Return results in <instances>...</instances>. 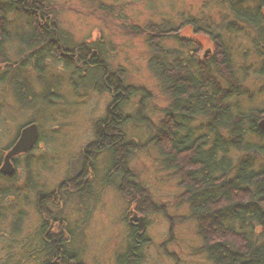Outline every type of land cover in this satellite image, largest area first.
<instances>
[{
	"label": "rangeland",
	"instance_id": "374dc122",
	"mask_svg": "<svg viewBox=\"0 0 264 264\" xmlns=\"http://www.w3.org/2000/svg\"><path fill=\"white\" fill-rule=\"evenodd\" d=\"M230 1H46L53 10L60 41L73 49L83 43L94 45L109 71L123 72L126 83L148 91L144 99L139 92L131 95L122 107L123 113L131 115V120L122 128L123 133L127 141L136 145L128 163L134 177L126 183L127 192L123 186L119 188L122 179L119 174L109 170L110 154L99 146H87L96 140L94 124L107 115L111 101L110 92L100 86V71L71 69L59 55L42 57L36 49L30 50L20 43V37L29 34L32 24L22 14L8 13L0 64L11 68L10 71L23 73L12 80V86L19 93L24 86V101L23 104L19 101L18 106L25 108L20 110L12 101L4 116L6 120L13 118L15 124L18 119L34 118L42 141L27 160L18 161L13 177L7 174L2 177L0 173V264H50L54 257L42 249L46 243L43 237L46 232H57L55 238L63 243L68 238L64 227L71 232L70 245L66 248L77 253L81 264H118L117 256L124 255L128 246L136 251V259L140 254L138 264H214L207 258L198 221L192 216L184 195L186 185L165 164V155L148 142L171 100L148 68L149 49L145 37L136 29L142 30L149 21L170 22L178 27L188 17L197 21L206 18L218 26L211 32L220 35L222 45L229 50V65L240 83L232 104L243 113L260 110L258 125L264 119V75L259 74L264 68V48L262 52L256 49L251 40L254 33L243 23L241 30L228 31V22L240 23L233 18L225 20ZM234 1L237 2L234 7L239 8L256 5L253 0ZM262 11L264 16V5ZM175 31L177 36L190 40L189 45L195 48L190 53L194 62L209 64L211 58L220 61L212 35L194 33L191 24ZM163 46L177 48L179 43L169 38L163 41ZM4 58L8 59L6 63ZM220 79L224 83L227 76ZM139 113L142 119H138ZM147 122H151L150 126ZM0 123L5 124L3 118ZM7 141H0V156ZM92 159V173H86L89 184L82 187L81 181L74 185ZM73 187H78V193ZM50 191L53 193L46 196ZM42 194L44 200L38 198ZM128 210L130 226L140 220L144 223V227H139L144 241L137 247L126 219ZM133 210L143 216L136 214L137 219L132 220L130 211ZM42 224L49 227L43 229ZM253 230L257 233L259 229ZM71 263L75 264L74 260ZM52 264L69 263L57 259Z\"/></svg>",
	"mask_w": 264,
	"mask_h": 264
},
{
	"label": "trees",
	"instance_id": "16d2710c",
	"mask_svg": "<svg viewBox=\"0 0 264 264\" xmlns=\"http://www.w3.org/2000/svg\"><path fill=\"white\" fill-rule=\"evenodd\" d=\"M46 1L0 0V49L6 37L8 13L22 14L32 28L26 37H20V43L22 41L30 50L36 49L42 57L59 55L71 69L100 71V86L110 92L111 101L107 115L94 124L96 140L87 146L110 150L115 173L123 174L119 188L123 186L127 192L126 183L134 177L128 163L136 145L127 141L123 133L122 128L131 120V115L123 113L122 107L131 95L139 92L144 99L148 91L126 83L123 72L109 71L94 45L83 43L73 49L60 41L53 10ZM253 1L254 7L239 8L234 7L237 2L231 0L225 20L233 18L240 23L228 22L226 28L230 32L235 28L241 30L243 23L254 33L251 40L261 51L264 48V0ZM184 24L193 25L194 33L212 35L220 61L211 58L209 64L194 62L190 53L195 52V48L189 45L190 40L177 36L175 31ZM213 27L218 28L206 18L197 21L188 17L178 27L170 22L149 21L142 30L136 29L145 37L149 49L148 68L171 100L160 123L152 124L154 134L148 142L165 155V164L174 169L181 183L186 185L184 195H187L192 216L198 221L207 258L214 264H264V131L257 125L260 110L243 113L232 104L239 90L236 87L240 85L239 78L229 65V50L222 45L220 35L212 34ZM169 38L177 40L179 46L164 47L163 41ZM63 51L70 54L62 56ZM259 74L264 75L263 66ZM226 76L223 83L220 78ZM142 118L139 113L138 119ZM197 120L200 122H195ZM147 123L150 126L151 122ZM255 227L259 229L257 233L253 230ZM66 249L57 251L59 259L64 262L72 259L75 264H81L77 253ZM134 252L133 261L138 264L141 256L138 253L136 259ZM129 257V252L120 255L118 264H131Z\"/></svg>",
	"mask_w": 264,
	"mask_h": 264
},
{
	"label": "flooded vegetation",
	"instance_id": "af4514ba",
	"mask_svg": "<svg viewBox=\"0 0 264 264\" xmlns=\"http://www.w3.org/2000/svg\"><path fill=\"white\" fill-rule=\"evenodd\" d=\"M7 61H8V59L4 58L3 63H6ZM10 70H11V68H8V67L5 68L3 65L0 64V81H2V82H0V90H1V92L3 91L2 94L0 92V96H1L0 97V106H1L0 107V119L3 118V121L5 123L2 126L0 123V141L8 140L7 144L2 147V154L0 156V167L2 166V164L4 162L3 160H4V157L6 156V154L19 141L21 134H22L23 130L25 129V127H28V126L33 125V124L36 127V135H35L36 139L34 140V143L32 145L28 146L26 148L27 150H23L21 152L15 153V154H13V156H11L9 158V160L13 166V171L15 173V170L18 167V161L21 159L27 160L31 156V154H33V152L35 151V148L41 144L42 138H40L41 130L39 129L40 128L39 124L37 123V121L34 118H32L31 120L29 118L28 119H22V120L18 119L17 120L18 122H16V124L14 122H12L13 118L10 120L5 119L4 114L8 113L9 110H7V108L11 107V102L13 101L14 105L18 106L19 101L22 102V104H23V101H24L23 98L25 97L23 92H22L25 90L24 86L22 88L21 93L17 92L15 87L12 86V80L17 79L20 76H23V73L21 72V70L20 71H10ZM18 84L19 83H17L16 87H18ZM19 108H20V110H22L25 107H22V109H21V107H19ZM3 127H4V129H3ZM39 130H40V132H39ZM102 150H105L110 154V150H108L106 148H103ZM93 161H94V159H92L91 163L88 164V168L86 167V168L82 169L83 171L81 170V172L79 173V178H78V180H76L74 182V185L80 183L81 181H82V183L80 186H82V187L85 184L86 185L89 184V183H86V182H89V179L87 178L88 174H86V173H89V175L92 173L93 169L91 166H92ZM109 170L111 171L112 174L114 173V169H113L112 165H109ZM0 173H1L2 177H6L5 176L6 173L4 174V172H2V171H0ZM14 173L11 175H8V174L7 175L13 177ZM84 176H86V177L84 178ZM118 177L123 178V174H120ZM61 184L62 183H60L59 185H61ZM80 186H78V187H80ZM78 187H76V188L73 187L74 192L78 193V190H79ZM87 187L88 186H85V188H87ZM63 189L66 190L65 188H63ZM51 192L52 191L48 192L46 194V196L50 195ZM41 196L42 197H38V198L39 199L42 198L44 200L45 199L44 194H42ZM133 213H135V214H133ZM131 214H132L131 219H133V220L137 219L138 216H143V215H140L136 210L130 211V215ZM127 215H128V217L126 219H128L127 221L129 223L130 235H132L134 247L140 246V245H142V243L144 241L143 240L144 237L141 234L142 231H140V228L138 225L140 222L139 223L133 222L132 225L130 226L129 210L127 211ZM139 220L140 219H138L137 221H139ZM41 227L44 229V228H48L49 225L42 224ZM143 227H144V223H143ZM64 231L67 232L68 238L66 239V237H65V240H63V243H61L60 240L55 238L56 234H59V233L52 232V234H51L50 232L49 233L46 232L45 233L46 235L45 234L44 235L47 237H45V236L43 237L44 241L46 242V243H43L45 247L42 248V247H40V244L38 245L39 249L40 248L45 249L48 252V254H50L52 257H54V261L50 262V264L57 262V259H59L57 254H55L59 249L66 248V247L68 248V246L70 245V239H71L70 234H71V232H69V230L67 231V228L65 229V227H64ZM47 238H48V241H47ZM134 247H133V249H134ZM3 250H4V252H6L5 247ZM127 252H129V256H130L129 260H132V261H130V262H132L131 264H134L132 246H128L125 253H127ZM135 255H136V252H134V256ZM118 257L119 256H117V258ZM71 261H73V260L71 259L70 262L69 261H67V262L70 264ZM44 264H49V263L44 262Z\"/></svg>",
	"mask_w": 264,
	"mask_h": 264
},
{
	"label": "water",
	"instance_id": "95a60500",
	"mask_svg": "<svg viewBox=\"0 0 264 264\" xmlns=\"http://www.w3.org/2000/svg\"><path fill=\"white\" fill-rule=\"evenodd\" d=\"M258 126L259 128L264 129V119L258 122ZM35 135H36V127L34 124L28 127H25V129L23 130L21 134L19 141L13 146L12 149H10V151L4 157V160H3L4 162L2 166L0 167V171L8 175H11L14 173L13 166L9 158L13 156V154L15 153L21 152L23 150H27L26 148L34 143V140L36 139ZM138 225L141 228L143 227V223H141V221Z\"/></svg>",
	"mask_w": 264,
	"mask_h": 264
},
{
	"label": "bare ground",
	"instance_id": "6f19581e",
	"mask_svg": "<svg viewBox=\"0 0 264 264\" xmlns=\"http://www.w3.org/2000/svg\"><path fill=\"white\" fill-rule=\"evenodd\" d=\"M50 57H52V58H57V57H55V56H53V55H51ZM59 59V58H58ZM156 79V78H155ZM158 80V79H157ZM159 82V81H158ZM139 86V85H138ZM138 86H136V87H138ZM139 87H142V86H139ZM143 89L146 91V89L143 87ZM147 92V91H146Z\"/></svg>",
	"mask_w": 264,
	"mask_h": 264
}]
</instances>
